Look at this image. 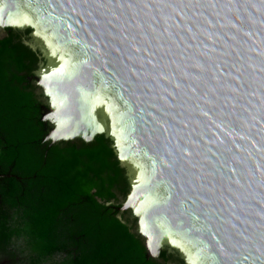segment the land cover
<instances>
[{"label": "water", "instance_id": "obj_1", "mask_svg": "<svg viewBox=\"0 0 264 264\" xmlns=\"http://www.w3.org/2000/svg\"><path fill=\"white\" fill-rule=\"evenodd\" d=\"M42 54L46 140L104 134L149 254L264 264V0H0Z\"/></svg>", "mask_w": 264, "mask_h": 264}, {"label": "trees", "instance_id": "obj_2", "mask_svg": "<svg viewBox=\"0 0 264 264\" xmlns=\"http://www.w3.org/2000/svg\"><path fill=\"white\" fill-rule=\"evenodd\" d=\"M30 29L0 35V264H184L149 254L112 140H46Z\"/></svg>", "mask_w": 264, "mask_h": 264}, {"label": "flooded vegetation", "instance_id": "obj_3", "mask_svg": "<svg viewBox=\"0 0 264 264\" xmlns=\"http://www.w3.org/2000/svg\"><path fill=\"white\" fill-rule=\"evenodd\" d=\"M5 34V27H3L1 24H0V35L1 36H3ZM30 39V38H29ZM28 40V39H27ZM35 50V49H34ZM35 51H38L39 52V61H38V64H40V62L42 61V54H41V52L39 51V50H35ZM41 94H42V96H43V101H44V103H46L47 102V99L44 97V95H43V93L41 92ZM50 124H51V128L52 127H55V124L53 123V122H50ZM167 251V253L168 254H173V253H175L174 255H177L182 261H183V263L184 264H186L185 263V261H184V259L178 254V252L177 251H175V250H173V249H170V248H166V249H164L163 251ZM162 251V252H163ZM162 252H161V254H162ZM154 257V256H153ZM161 257V255L159 256V257H155V258H160Z\"/></svg>", "mask_w": 264, "mask_h": 264}]
</instances>
